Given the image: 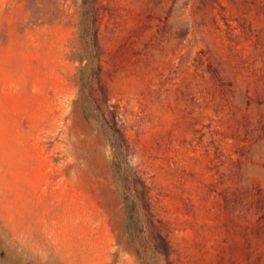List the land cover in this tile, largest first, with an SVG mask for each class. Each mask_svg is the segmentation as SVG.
<instances>
[{"label": "rangeland", "instance_id": "rangeland-1", "mask_svg": "<svg viewBox=\"0 0 264 264\" xmlns=\"http://www.w3.org/2000/svg\"><path fill=\"white\" fill-rule=\"evenodd\" d=\"M0 264H264V0H0Z\"/></svg>", "mask_w": 264, "mask_h": 264}]
</instances>
